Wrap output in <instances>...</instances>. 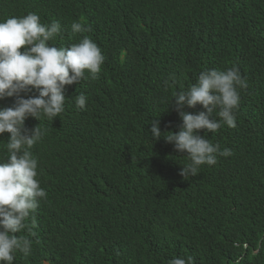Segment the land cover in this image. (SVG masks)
I'll return each mask as SVG.
<instances>
[{
    "label": "trees",
    "instance_id": "16d2710c",
    "mask_svg": "<svg viewBox=\"0 0 264 264\" xmlns=\"http://www.w3.org/2000/svg\"><path fill=\"white\" fill-rule=\"evenodd\" d=\"M30 12L61 23L50 44L88 36L105 60L97 79L86 72L65 86L59 117L25 120L46 129L32 153L47 198L26 221L35 235L16 234L32 248L14 264H264V0H0V20ZM74 21L91 31L73 33ZM233 66L247 82L236 127L196 133L232 154L184 179L189 159L163 136L182 123L169 103L200 72ZM81 93L84 110L75 105Z\"/></svg>",
    "mask_w": 264,
    "mask_h": 264
},
{
    "label": "clouds",
    "instance_id": "9594fccd",
    "mask_svg": "<svg viewBox=\"0 0 264 264\" xmlns=\"http://www.w3.org/2000/svg\"><path fill=\"white\" fill-rule=\"evenodd\" d=\"M71 29L73 33H86L91 26L74 21ZM60 34L59 21L43 24L35 12L0 20V99L15 97L11 106L0 107V134H9L4 154L0 155V264H14L17 252L25 257L30 255L31 240L16 234L27 228L30 235H35L26 221L39 202L47 198L36 178L38 160L32 153L46 129L39 124L29 129L25 120L33 117L52 121L59 117L64 112L65 86L79 84L86 78V72L91 79H97L105 60L101 48L88 36L68 47L49 43ZM246 87V78L233 66L226 70H204L189 89L173 94L169 104L174 103L182 123L178 131H168L170 134L163 136L173 144L176 153L189 159L180 169L184 179L199 174L202 165H215L218 156L232 154L231 149L221 150L219 145L196 133L200 129L214 133L222 125L235 128L239 90ZM33 89L37 95L27 98L22 95ZM86 99L83 93L76 97L77 109H85ZM185 104L189 107L199 104L204 111L188 113L183 110ZM158 125L159 120L151 123L153 139L162 135ZM170 264H194V261L191 257L173 258Z\"/></svg>",
    "mask_w": 264,
    "mask_h": 264
}]
</instances>
